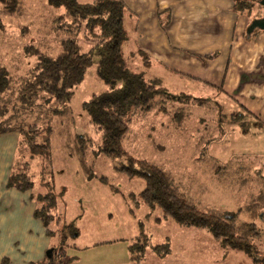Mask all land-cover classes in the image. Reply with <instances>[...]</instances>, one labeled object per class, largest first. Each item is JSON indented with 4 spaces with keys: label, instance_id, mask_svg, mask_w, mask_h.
Here are the masks:
<instances>
[{
    "label": "rangeland",
    "instance_id": "rangeland-1",
    "mask_svg": "<svg viewBox=\"0 0 264 264\" xmlns=\"http://www.w3.org/2000/svg\"><path fill=\"white\" fill-rule=\"evenodd\" d=\"M39 1L20 0L22 10L11 15L3 13L0 5V19L4 26L0 32V60L11 68L15 77H26L35 63L33 57L23 52L25 46L40 47L43 52L55 55L60 40L68 36L56 29L53 22L63 10L45 7ZM78 1L89 4L94 0ZM124 30L127 39L122 44V51L130 70L142 72L148 80L152 79L151 73L169 94L185 93L206 101L203 107L192 108L195 104L186 100L184 105L190 115L179 130L160 128L168 125L166 116L136 120L133 136L124 145L125 151L134 158L161 164L171 171L175 180L189 193V198L202 209L227 212L229 217L250 205L262 191L264 181V130L255 129L250 125L254 119L242 114L240 121L247 123L246 132H242L238 124H233L237 112L234 117H229L236 107L225 97H212L210 94L214 92L210 90L203 92L193 88L196 84L169 74L158 61L151 59L145 66L137 52V34L126 18ZM77 37L82 52L88 53L93 40L83 26ZM106 89L92 66L83 82L72 90L68 114L48 118L46 113L50 107L41 101L33 116L26 118L27 123L37 124L44 130L41 137L50 125V152L46 159L30 158L27 148L20 156L16 153L20 160L17 170L28 171L33 188L24 193L23 208L18 206L13 210L15 219L19 220L20 232L15 243L23 249L20 257L6 256L8 264H38L36 259L47 260V251L52 249H55L54 257L62 264H210L216 257L215 249L222 247L206 230L180 227L173 220L163 218L158 208L151 209L142 204L139 195L144 188L143 180L128 178L115 169L118 163L124 162L123 158L93 155L99 134L89 124L81 105L93 94ZM167 101L168 110L175 107V100ZM38 113H42L43 121L34 116ZM168 113L170 117L173 115V112ZM150 127L155 130L150 131ZM29 132L31 136L38 133ZM77 137L84 139V165L76 150ZM3 144L4 141L0 140V147ZM202 151L216 158V164L225 169L214 172L201 155ZM50 194L55 197V205L49 208L53 221L48 227L52 234L48 236L42 222L33 215L34 208L43 205L28 200V197ZM242 222H253L257 226L259 236L253 240V245L258 252L264 253V210L256 219H251L246 211L239 214L237 223ZM69 226L74 230L67 231L74 233L66 234L62 239L63 231ZM8 227L11 226L8 224ZM138 237L141 239L137 240ZM166 243L169 254L158 256L154 247ZM133 244L144 246L138 263L131 259L129 246ZM249 259L244 253L227 255L225 264H246Z\"/></svg>",
    "mask_w": 264,
    "mask_h": 264
},
{
    "label": "trees",
    "instance_id": "trees-1",
    "mask_svg": "<svg viewBox=\"0 0 264 264\" xmlns=\"http://www.w3.org/2000/svg\"><path fill=\"white\" fill-rule=\"evenodd\" d=\"M235 1L236 9L240 12L251 8H262L261 1L256 3ZM46 2L50 7L63 10V14L53 22L56 29L65 32L68 36L60 40L59 51L55 55L43 52L40 47L25 46L23 48L25 55L35 59L31 72L26 77L13 76L11 68L6 67L0 60V135L17 133L20 136L18 156L22 154L23 149L27 148L30 158L46 159L50 152L51 127L48 125L45 135L41 137L44 130L37 124L27 123L26 118L33 116L34 109L40 107L41 101L47 102L50 107L46 113L48 118L68 114V104L73 96L72 90L83 82L87 70L94 66L96 77L107 89L102 93L93 94L81 105L89 124L99 134L97 150L93 152V155L123 158L124 162L118 163L115 167L116 171L128 178L140 177L144 182V188L139 195L140 201L148 208H158L163 218L173 220L180 227L204 229L222 249L242 252L254 264H264V253L258 252L253 245V240L259 236L257 226L253 222L237 223L239 214L245 211L250 214L251 219L262 216L264 181L257 199L228 217L227 212L200 208L189 198V193L175 180L171 171L161 164L134 158L124 149L128 139L133 136L135 131L133 125L136 120L145 119L148 116H166L168 125L160 128L179 130L185 125L190 115L188 107L184 105L186 100L190 99L192 104H195L191 105L192 108L203 107L206 101L185 94H169L157 79L148 80L142 72L130 70L122 51V44L127 39L124 30L126 9L120 0H95L89 4H82L78 0H46ZM0 5L2 12L9 15L22 10L20 0H0ZM255 15L257 18H253L250 24L264 18L260 14L255 13ZM82 23L84 24L81 25ZM81 26L93 40L88 53L82 52V46L78 41L77 34ZM3 30L4 26L0 19V32ZM256 31L260 30L256 29ZM137 52L143 64L148 66L147 56L141 50ZM167 100H175V107H170L171 109L168 110L165 106L168 103ZM168 112H173V115L170 117ZM234 114L236 115V112L229 117L232 118V115L234 117ZM237 114L233 122L238 124L245 133L247 123L240 121L239 117L245 114L252 119L253 116L244 109H240ZM46 115L45 119H47ZM34 116L44 120L41 119L42 113L34 114ZM250 125L255 128L264 127L258 120H254ZM31 130L32 132L40 131L31 136L29 132ZM149 130L154 131L155 128L150 127ZM77 138L76 150L81 164L84 165L86 153L82 142L84 139ZM155 150L160 151V148ZM201 155L206 158L214 172L225 169L217 165L216 161L209 159L204 151ZM19 161L18 157L14 159L6 186L20 193H29L33 188L32 178L28 171L18 172ZM29 199L43 205L40 208L37 206L33 215L42 222L46 234L51 235L52 232L48 230V227L53 221V216L49 214V208L55 205V197L51 194L29 195ZM68 229L74 230L73 226L67 227L66 233L65 230L63 231L62 239L66 238V234L74 233L67 231ZM136 239L140 240L141 237ZM143 249L144 246L139 244L129 246L133 262H139ZM154 250L158 256H164L170 252L167 243L154 247ZM54 255L55 249L51 260H43L39 264H62L61 260L58 261L59 259H56ZM0 264H8V259L3 258Z\"/></svg>",
    "mask_w": 264,
    "mask_h": 264
},
{
    "label": "crops",
    "instance_id": "crops-1",
    "mask_svg": "<svg viewBox=\"0 0 264 264\" xmlns=\"http://www.w3.org/2000/svg\"><path fill=\"white\" fill-rule=\"evenodd\" d=\"M120 1L126 9L125 18L132 23L137 34V47L149 61H158L169 74L196 84L193 88L203 92L210 90L214 92L210 94L212 97H225L236 107L230 114L244 109L264 126V30L251 29L250 24L253 18H257L255 13L264 16V5L260 9L240 12L235 0ZM39 2L45 7L48 5L46 0ZM150 77L158 79L151 73ZM260 129L264 130V127ZM0 140L4 141L0 147L1 262L6 256H21L23 247H17L15 243L20 237L19 220L15 219L13 210L18 206L23 208L24 193L6 186L20 136L17 133L3 134ZM208 158L217 160L211 156ZM215 251L216 257L210 264H225L227 255L242 253L224 252L222 248ZM36 260L38 264L43 261ZM246 264L254 263L249 259Z\"/></svg>",
    "mask_w": 264,
    "mask_h": 264
},
{
    "label": "water",
    "instance_id": "water-1",
    "mask_svg": "<svg viewBox=\"0 0 264 264\" xmlns=\"http://www.w3.org/2000/svg\"><path fill=\"white\" fill-rule=\"evenodd\" d=\"M262 5H264V1L261 2ZM251 29H259V30H264V18L260 20H256L251 24ZM53 250H48L47 251V259L51 260L52 259V254Z\"/></svg>",
    "mask_w": 264,
    "mask_h": 264
}]
</instances>
